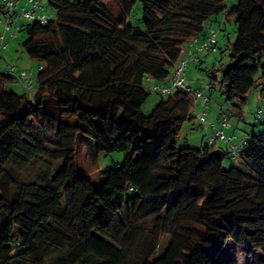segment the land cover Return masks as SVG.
Returning <instances> with one entry per match:
<instances>
[{"label":"trees","instance_id":"1","mask_svg":"<svg viewBox=\"0 0 264 264\" xmlns=\"http://www.w3.org/2000/svg\"><path fill=\"white\" fill-rule=\"evenodd\" d=\"M17 1L0 0V24L25 31L38 72L29 88L0 72V264H264V127L234 156L179 146L192 96L153 91L218 15L237 26L229 63L209 71L223 100L264 90V0H118V15L103 0H47L52 18L20 24ZM137 2L142 27L127 22ZM150 92L161 98L144 115ZM83 148L125 161L91 179Z\"/></svg>","mask_w":264,"mask_h":264},{"label":"rangeland","instance_id":"2","mask_svg":"<svg viewBox=\"0 0 264 264\" xmlns=\"http://www.w3.org/2000/svg\"><path fill=\"white\" fill-rule=\"evenodd\" d=\"M23 1L18 0L16 6H22L24 4ZM235 1L233 0L231 3ZM103 2L114 15H118V0H103ZM42 4L45 9L44 13L48 17L51 14L49 18H52L53 12L48 7L47 0H43ZM227 18L228 21H225L224 27L221 30H219L217 23L215 24V29L217 30L216 46L199 53L198 58L200 61H188L183 70L185 84L190 86L191 89H197L201 93L209 96L210 100L207 106H204L201 100L193 103V111L197 113L195 116L196 119L193 118L190 122L185 121L181 125L177 139L179 146L185 144L192 146L203 145V128L206 125H216L215 127L218 128L222 120H225L228 125L225 134L228 135L231 130L230 127H233L232 130L234 133L232 134L235 137V141H240L241 138H250L252 134L261 132L264 127V119L257 117L258 109L264 112V90L262 89L260 80H257L255 86L248 92L245 103L238 105L237 102L226 103L223 100L220 73L217 72V77L213 78V74L209 72L211 68L215 67L217 69L229 63V47L236 38L237 26L233 16H228ZM18 19L19 24L25 22V19L21 15ZM127 22L131 25L142 27V5L139 2L135 3ZM11 31L14 36L3 27L0 28V34L3 36L2 39L0 38V72L8 70L15 75L20 71H25L30 75L37 74V62L31 60L22 47L23 42L27 38V34L24 30L18 31L14 26L11 27ZM184 57L186 58L185 51L181 54V58L185 59ZM143 84L145 87L151 88L157 83L152 80H144ZM9 89L19 94L26 91L18 78L11 83ZM160 98L161 95L150 92L145 103L142 105V113L149 115ZM199 116L203 117V121H198ZM213 144L215 150L220 149L216 147V142ZM222 147L225 149L226 145ZM125 157L126 154L124 152H113L100 154L96 158H93L86 149H79L77 153L78 170L80 172L83 171L84 174L94 179L100 170L122 166ZM236 162L237 160L226 157L223 166L226 169H230L232 164ZM239 260L241 264H247L243 261L241 255H239Z\"/></svg>","mask_w":264,"mask_h":264},{"label":"built area","instance_id":"3","mask_svg":"<svg viewBox=\"0 0 264 264\" xmlns=\"http://www.w3.org/2000/svg\"><path fill=\"white\" fill-rule=\"evenodd\" d=\"M43 0H25L23 7L21 9V16L27 20L31 21L33 19H40L41 21H45L47 15L44 13V8L41 4ZM16 0H6V5L9 10L13 9L15 6ZM38 11H41V14H37ZM11 20H7L3 25L6 31H11ZM14 36V34H12ZM217 30L212 27H207V32L205 36L200 40L198 37H194L188 41L185 47V59H181L175 68L171 70L170 75L163 80V82L153 87V91H157L161 94L169 93L173 90L180 89L182 91L188 92L191 94L193 102L195 103L197 100H201L204 106H207L208 100L199 90L191 89L190 86L185 84V79L183 77V70L187 65L188 61H197L198 54L200 52H204L209 50L213 45L217 43ZM0 38L3 36L0 34ZM19 79L23 82L24 86L29 88L31 86L32 80L28 77L25 71H20ZM261 115V111H257V116ZM199 120L203 121V117L199 116ZM228 128V125L225 120H222L220 127H212L211 133L206 135V142L209 145H212L216 141H220L226 145V148L233 154L240 149L244 144V140L235 141V137L233 135L225 134V130Z\"/></svg>","mask_w":264,"mask_h":264},{"label":"crops","instance_id":"4","mask_svg":"<svg viewBox=\"0 0 264 264\" xmlns=\"http://www.w3.org/2000/svg\"><path fill=\"white\" fill-rule=\"evenodd\" d=\"M231 1H233V0H231ZM42 12L41 11H38L37 12V14L39 15V14H41ZM0 14H1V12H0ZM223 18V16H220V15H218V16H215V17H213L212 19H213V21L211 22V24H210V26L212 27V28H215V24L217 23V25H218V27L219 28H223L224 27V23L221 25L222 27H220V24L221 23H219V21L221 20ZM225 21H228V18H226V20ZM1 27H3L2 26V24H0V28ZM186 54V53H185ZM182 59V58H181ZM195 119H196V117H195ZM216 125H206L204 128H203V135H202V138H203V142L205 143V136L206 135H208L210 132H211V128L212 127H215ZM231 128V130L233 129V127H230ZM228 129V128H227ZM230 130V129H229ZM230 130V132H231V134H230V132H229V134L228 135H233L232 133H234L233 132V130L231 131ZM200 142H201V138H200ZM216 147H218V148H220V149H222V148H224V147H222L223 145L225 146V144H223L222 142H220V141H216ZM201 146V145H200ZM213 149H215V146H214V144H213Z\"/></svg>","mask_w":264,"mask_h":264}]
</instances>
